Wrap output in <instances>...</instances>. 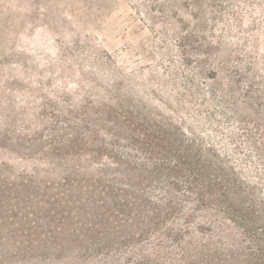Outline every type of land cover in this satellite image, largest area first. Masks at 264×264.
I'll return each mask as SVG.
<instances>
[{"label":"rangeland","instance_id":"rangeland-1","mask_svg":"<svg viewBox=\"0 0 264 264\" xmlns=\"http://www.w3.org/2000/svg\"><path fill=\"white\" fill-rule=\"evenodd\" d=\"M260 1L0 0V264H200L199 258L182 252L187 246L188 253L193 252L192 244L200 246L199 242L221 249L223 242L243 249L250 245L256 251L253 241L241 239L247 236L245 228L217 210L223 205L209 209L187 201L192 198L186 197L180 175L184 172L168 177L180 190L173 204H163L161 196L152 198L151 205L130 206V211L106 205V194L69 188L62 181L65 173L56 167L87 154L67 147L75 130L87 143L88 136L100 137L108 148L135 154L129 149L135 146L128 145L130 132L120 123L105 122L107 134L121 128L111 137L115 145L97 127L91 135L84 128L93 127L89 117H107L104 104L115 113L120 107H133L157 121H171L183 132L189 123L176 119L166 107L175 109V100L163 86L148 84L151 78L169 79L174 70L181 81L179 91L189 85L188 75L207 99L218 97L216 104L198 106L197 113H216L224 123L233 121L237 146L249 139L258 148L255 155L264 154V72L258 69L264 66V9H249L252 16H240L241 28L233 33L221 30V22L239 10L234 4ZM237 31L246 42L256 39L255 47L252 41L246 47L244 41L234 45L229 37ZM225 40L233 44L225 45ZM105 89L115 101L105 97ZM84 116L89 121L83 122ZM186 137L193 149L210 144L224 158L222 168L231 173V166L239 174L233 159L223 157L207 132L187 131ZM50 144L63 148L54 152ZM247 183L246 187H262L255 179ZM147 184L141 194L149 197ZM246 187L229 196L254 205L248 223L264 236V208L252 196L257 190ZM155 207L167 214L159 220L147 218Z\"/></svg>","mask_w":264,"mask_h":264},{"label":"trees","instance_id":"trees-1","mask_svg":"<svg viewBox=\"0 0 264 264\" xmlns=\"http://www.w3.org/2000/svg\"><path fill=\"white\" fill-rule=\"evenodd\" d=\"M234 5L239 9L236 13L234 12V18H225L221 22L224 26L221 27V30H224L226 34L233 33L232 29L234 28H241V25H239L240 16L243 17V14L246 13L248 17H251L249 9L252 12L262 11L264 9V0L254 3V5ZM242 34L241 31H237L236 34L230 35L229 39L234 40V45H240L239 42L244 41V47L252 41V45L255 47L256 39L246 42ZM224 44L231 45L233 42L225 40ZM245 51L246 48L243 49V53H246ZM105 54L109 56L106 51ZM248 56L252 57L250 54ZM247 68L251 69L252 67L247 66ZM258 69L264 72V66H260ZM209 70L214 72L212 68H209ZM254 71L260 75L258 70ZM117 72L121 74L120 71L117 70ZM234 72L238 77L241 76L237 68H234ZM168 75L169 79L163 81L151 78L153 80L150 79L148 84L156 82V84L163 86L164 93L175 100V103H177L175 109L167 105L166 107L169 111L174 112L176 119L181 120L183 123H189L184 124L183 132L171 121H157L133 107L126 109L120 107L121 110L115 113L111 105L104 104L107 117H89L91 124L94 122L93 127L90 128V126L84 125V128L91 135L95 132V127H97L96 131L99 129L105 133L107 130L105 122L110 121V124L120 123L130 132L128 145L135 146L129 148L134 150L135 154L128 153V150L117 151L114 148H108L100 137L91 138V136H88L90 141L87 143L83 137L84 134L79 130H75L67 147L76 152L87 151V154H78L66 160L67 162L57 164L56 170L63 172V174L65 173L62 181L66 185H70L69 188L79 187V190L84 188L88 191L87 193L95 195V192H98L99 196L106 194L110 199L109 202L103 199L106 205L111 203L119 210L124 207L130 211V206L151 205L154 204L152 198L161 196L163 204L170 206L173 198L178 197L176 193H179L180 190L178 184L168 179V177L169 175L175 177V173L184 172L180 175L184 177V182L186 183V197L192 198L187 201L190 203L196 201L201 206H206L209 209H213V205H223L224 208H218L217 210L223 212L225 219L243 226L246 230L244 235L247 236H242L241 239L247 238L253 241L252 245L256 249L254 251L250 245L246 246L245 249L236 248L233 243L226 244L224 242L222 249L214 244L213 247H210L202 242H199L200 246H197L192 244L190 240H193V237H190L187 243L188 245H194L193 252L188 253L189 246H187L186 249H182L184 255H189L191 258H199L200 264H264V236H258L254 231V226L248 223V218L251 215L249 213L254 209V205L234 202L229 196L230 192L240 193L241 188L243 186L246 187L245 184H248L247 181L255 179L262 187L258 188L249 184L246 188L257 190L255 192L252 191L254 192L252 196L260 200V204L264 208V198L260 196L264 193V154H262L263 156L261 154L255 155L258 148L249 139L239 142L240 145L237 146L234 138L237 136L238 127L233 121H225L224 123L217 118L219 116L216 113H197L199 111L197 109L198 106L206 107L209 104H216L218 97L213 96L211 99H207L195 85L193 77L190 78L188 75L186 77L189 85H184L185 92H181L178 90L181 84L180 79H178L179 73L174 70ZM215 78L216 76H210L209 79L214 80ZM143 85L147 84L144 83ZM105 92V97H108L111 102L116 100L112 98L108 90L105 89ZM117 101V105L121 104L119 100ZM224 115L223 113L222 116ZM82 121L87 122L89 120L84 116ZM119 128L112 129L109 134L105 133V135H108L111 145L117 144V141H111V137L119 134ZM187 131L190 134H194L195 131L202 134L207 132L210 136V143L220 147L223 157H231L233 159L239 169V174H236V168L231 166L230 171L232 174H236L237 177L235 178L226 169L222 168L221 163L224 158L218 157L210 144L204 146V148L197 147L193 149L191 147L193 146L192 143L186 137ZM123 139L127 138L124 137ZM89 143L92 144L90 148L87 145ZM50 146L54 152L63 148L56 144H50ZM101 154H104L103 158L101 157V161H98ZM82 159L83 162L80 161ZM104 159H107V162ZM53 164L55 163L53 162ZM212 166H215V168H212ZM73 174L81 177V180H76V176L72 178ZM163 174L164 178H162ZM221 175H224V178H221ZM73 182L76 183V186H73ZM155 182L158 183L155 184ZM145 184H147V189H151V191H147L150 194L149 197L141 194L144 191L142 187ZM183 196L185 195L183 194ZM242 199V196H240L239 200ZM152 211H150V214L147 213V218L159 220L162 218L161 214H167V211H160L158 207H155L154 211ZM208 213L210 214V212ZM140 214L141 212H138L137 216ZM186 215L190 217L189 213ZM204 217L208 218L206 215ZM223 250L227 252L225 253ZM190 264H193V262H190Z\"/></svg>","mask_w":264,"mask_h":264}]
</instances>
